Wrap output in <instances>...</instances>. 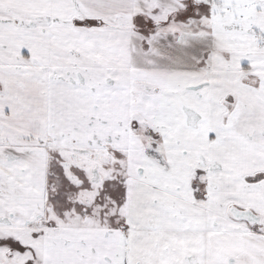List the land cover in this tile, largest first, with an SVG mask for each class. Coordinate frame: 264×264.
I'll return each mask as SVG.
<instances>
[{
  "label": "snow or ice",
  "instance_id": "6c2138e0",
  "mask_svg": "<svg viewBox=\"0 0 264 264\" xmlns=\"http://www.w3.org/2000/svg\"><path fill=\"white\" fill-rule=\"evenodd\" d=\"M0 264H264V0H0Z\"/></svg>",
  "mask_w": 264,
  "mask_h": 264
}]
</instances>
